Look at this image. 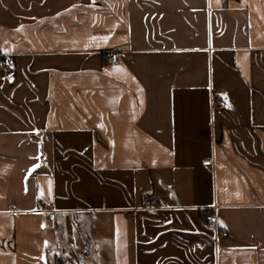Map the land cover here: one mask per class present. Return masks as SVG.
Listing matches in <instances>:
<instances>
[{
  "label": "crops",
  "instance_id": "1",
  "mask_svg": "<svg viewBox=\"0 0 264 264\" xmlns=\"http://www.w3.org/2000/svg\"><path fill=\"white\" fill-rule=\"evenodd\" d=\"M263 52L264 0H0V264H264Z\"/></svg>",
  "mask_w": 264,
  "mask_h": 264
},
{
  "label": "built area",
  "instance_id": "2",
  "mask_svg": "<svg viewBox=\"0 0 264 264\" xmlns=\"http://www.w3.org/2000/svg\"><path fill=\"white\" fill-rule=\"evenodd\" d=\"M117 56L118 54L116 52H113L111 55H110V58L112 60H117ZM263 56H264V52H263ZM6 64H11V60L10 59H7L5 61ZM228 106V103L223 100V99H220V98H214V101H213V107L215 108H224V107H227ZM205 165H210L212 163V160L211 159H207V160H204L203 162ZM142 205L146 208H153V207H156L158 205V201L154 198H151L147 193H145L143 195V200H142ZM210 220L211 222L214 221V216L211 215L210 216ZM227 232L223 231L222 232V235H226Z\"/></svg>",
  "mask_w": 264,
  "mask_h": 264
},
{
  "label": "trees",
  "instance_id": "3",
  "mask_svg": "<svg viewBox=\"0 0 264 264\" xmlns=\"http://www.w3.org/2000/svg\"><path fill=\"white\" fill-rule=\"evenodd\" d=\"M209 215H210V211L209 210H202L201 212V218L204 219L205 221H210L209 220ZM59 264H61V260L59 261Z\"/></svg>",
  "mask_w": 264,
  "mask_h": 264
}]
</instances>
